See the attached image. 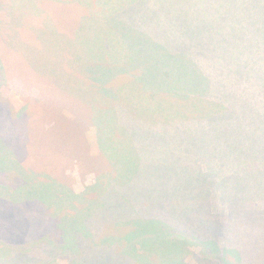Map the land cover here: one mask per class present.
<instances>
[{"label": "trees", "instance_id": "1", "mask_svg": "<svg viewBox=\"0 0 264 264\" xmlns=\"http://www.w3.org/2000/svg\"><path fill=\"white\" fill-rule=\"evenodd\" d=\"M28 3L27 13L41 12L39 2ZM79 3L101 12L104 20L97 27L102 31L84 30L90 15L74 23L77 31H64L63 15H47L37 29L40 37L54 38L53 47L66 40L64 47L76 54L77 65L89 62L75 86L68 87L70 77H57L58 85L76 97L60 87L52 90L27 72L17 76L36 96L13 114L3 94L7 82L0 83L1 102L9 105L5 117L0 105L3 133L28 124L29 135L44 140L37 153L29 146L30 162L22 164L12 183L26 193L21 197L29 196L13 201L23 211L12 218L24 215L18 220H25L30 232L2 235L5 222L0 219V264H264V146H250L264 142V57H253L255 49L264 53V31H251L264 30V0ZM96 35L111 48L85 44ZM203 35L216 42L211 54L225 43L251 42L254 48L246 59L254 66L226 62L222 82H215L213 72L188 61ZM109 55L114 58L108 62ZM132 69L139 71L131 77L143 94L188 102L187 114L164 105L130 109L125 87L113 89V83ZM65 128L75 133L74 145L91 148V166L98 168V161L102 168L98 183L78 194L62 170L72 161L88 167L85 151L48 153L60 147ZM116 132L124 138L126 133L133 143L160 141L156 153L149 143L142 145L148 152L125 185L109 178L104 165L111 163L109 157L125 154L123 142L119 150L112 140ZM201 133L202 146L194 140L184 145V139ZM234 151L240 155L236 163L229 160Z\"/></svg>", "mask_w": 264, "mask_h": 264}, {"label": "rangeland", "instance_id": "2", "mask_svg": "<svg viewBox=\"0 0 264 264\" xmlns=\"http://www.w3.org/2000/svg\"><path fill=\"white\" fill-rule=\"evenodd\" d=\"M31 1L33 0H0V54H2V59L0 62V83L3 84L4 81L5 83L7 82L6 88L3 89V94H7L6 96L8 97V102L12 105L13 114L23 105H25V103L32 102V99H34L36 96V91L30 90V88L27 86V88H25L17 75L25 76V73L27 74V72L29 76L30 73L32 75H38V81H42L46 86L50 85L52 90H57L58 87L64 90L63 87L58 85L57 77L60 75H65L68 78L70 77L71 80H69L67 83L68 87L73 85L75 86L76 80H81L84 78L82 72L84 71L85 66L89 64V62L86 63L84 60H82L77 65L78 60H75L76 54H74L73 51L69 49V47H64L66 40L61 43L60 47H53L52 45L54 44V38L52 36H39L38 32L41 30L37 31V29L43 24L45 17L47 15H50L51 17H58L60 15L65 16L67 23L65 25L64 31H77L74 23L77 24V21L80 19H85L88 15L90 16L83 22L86 23L83 25L84 30L102 31V29L97 26L100 24V22H102V20H104L103 15H101L100 11H97V8L93 7L91 10H89L88 7H84L79 3L83 2L84 0H76L79 2H75V0H34V2H39L37 5L40 7L41 12L29 14L27 13V9L30 6V3L28 2ZM60 1L67 2V6L61 4ZM92 19H94V21ZM251 31L264 30L261 28H254ZM208 39V36L203 35V37L198 40L196 43L197 50H195L193 58L189 59L188 61L190 66L195 65L196 68H199L201 71L204 70L205 73L213 72L214 75L222 78L221 79L216 76L212 77V80L215 82H217V80L222 82L224 76L220 71L221 68L223 69V65L226 62H236L239 65H241V63H247L249 66H254L250 59H246L250 50L254 48L251 42L246 40L243 41L242 45L239 43V41H236L233 44L225 43L223 46L217 49L215 54H211L216 47V42H210ZM89 43L93 45V49H100L104 46L106 48H111V44L109 42L101 41L100 36L97 37V35L96 37L91 36L85 40V44L88 45ZM208 43L214 47L205 49V44ZM257 48L261 49L263 47ZM243 52L246 54H243ZM107 57L108 59L106 61L108 62L112 61L114 58H110V55ZM253 57L255 59L262 58L264 57V53H261V50L255 49ZM137 72H139L137 69H132L130 74H125V78L117 80L113 83V89H118L120 86L125 87V98L128 99V107L130 109H132V105H138V107L143 105L144 107H151L152 109L155 108V110H157V106L161 107V105H164L170 109L178 108V111L182 113V115L187 114V110L189 108L188 102L184 101L176 104L174 101H171L168 98L160 99L148 97V94H143L136 82L132 81V77L136 76ZM81 82L83 83V81ZM65 90L64 92L73 95L70 90ZM73 96L76 97L75 95ZM85 97H89V95H86ZM1 99L0 105H2V114L4 116H0L5 117L6 112L9 110V105L1 102ZM104 104H107V102ZM179 116L181 115L179 114ZM5 127L6 125H0V139L2 138V141H4V144H1L0 141V219L3 221V223L5 222L1 234H27L29 231L27 222L25 220H18L23 218L24 215L18 219H13L12 217H15L17 213L23 211V209L17 208L13 201L27 198L29 196L21 197L26 193H24L21 187L16 190V187H13L12 183L17 170L21 169L22 164L30 162V158L27 159L30 155L29 146L35 149L33 153H37L40 147H43L44 140L42 135H38L39 139H37V137H31L28 132V124L22 128L15 127L13 128L12 132L9 131L8 134L3 133V128ZM7 128L10 129L8 126ZM64 132L65 136L62 137L60 147H57V151L48 152L51 153V156L62 154L68 156L70 153H76L78 150H84L85 154L82 155H87L86 159L88 160L92 159L91 148L89 146H82L80 144V146L74 145L73 140L75 138V133L70 128H65ZM260 132L263 133L264 130H261ZM203 138L204 133H201L199 136L193 135L187 137L183 140L185 141L184 145L186 142L189 143L195 141L197 144H199V146H202ZM94 140L95 137L92 138V142H94ZM112 140L115 142V144H117V148L119 150H121V142H123L125 154L121 153L119 155L117 154L113 158L109 157L111 163L106 162L108 164L107 165L104 162V165L109 176L111 175L109 178L113 177V180H117L118 182L123 183V185L129 182V177L133 175L140 158L144 153L148 152L142 145L149 143V149L151 152L156 153L158 150L157 146L160 143L158 139H152V141L149 142L134 140L133 143L132 139H130L126 133L124 138L123 135L119 134L118 132H116L115 137H113ZM244 142L248 144V142ZM176 144H178V142ZM5 145H7V147L12 151H5ZM254 145L264 146V142H252L250 146ZM92 148L93 152L97 151L96 143L95 145L92 144ZM77 154L79 157H81L80 153ZM239 156L240 155H238L237 151H234L231 153L229 160L232 163H236L239 159ZM42 158L43 157L39 154L38 159L42 160ZM44 159L45 157L43 158V161ZM49 161L52 160L49 159ZM85 161L86 160H83V162ZM89 162L90 164L88 167H80L79 162L77 161L74 163L73 161L69 162V165H67L68 162L63 164L66 168L65 170H62V172L64 176L68 178L67 180L69 187L76 194L83 192L86 187H91L98 183L97 173L99 174V170L102 169L100 167V162L94 161L98 164V168L94 167L95 163L91 166V160H89ZM36 164L38 166H43V163L40 161L36 162ZM52 164L55 165V161H52ZM2 169H8V171H3ZM94 169L96 170L94 171ZM107 180V177L105 179H100V183H102L101 187L107 184ZM163 186L168 187L166 183H163ZM181 186H183V184ZM190 188L193 187H178V190L185 191L186 189ZM227 191V189H223V194H226ZM94 196L95 193H91V195H89L90 198H93ZM224 197L225 196H223V198ZM229 205H231V203H229ZM231 208L235 209L236 207ZM254 256L256 255H251L252 258ZM189 260L190 257H188V261ZM189 262H191V260Z\"/></svg>", "mask_w": 264, "mask_h": 264}]
</instances>
